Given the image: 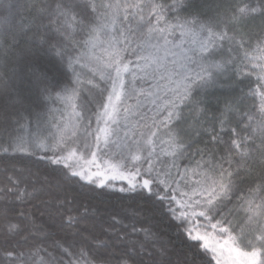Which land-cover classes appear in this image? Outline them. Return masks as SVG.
Here are the masks:
<instances>
[{"label": "snow or ice", "instance_id": "obj_1", "mask_svg": "<svg viewBox=\"0 0 264 264\" xmlns=\"http://www.w3.org/2000/svg\"><path fill=\"white\" fill-rule=\"evenodd\" d=\"M0 153L57 174L8 177L16 202L49 199L33 205L46 221L6 218L19 239L0 264H82L89 245L87 264H158L163 241L129 197L215 264H264V0H0ZM76 185L115 199H56ZM56 227L71 231L48 251Z\"/></svg>", "mask_w": 264, "mask_h": 264}, {"label": "trees", "instance_id": "obj_2", "mask_svg": "<svg viewBox=\"0 0 264 264\" xmlns=\"http://www.w3.org/2000/svg\"><path fill=\"white\" fill-rule=\"evenodd\" d=\"M166 2H170V0H166ZM119 27V25H117ZM155 43V40L152 41ZM177 44L180 43L179 40L176 41ZM163 54V53H162ZM251 79V88L257 89L256 84V76L252 75ZM249 82L245 80L244 85L241 87L244 90L248 91ZM228 93V89L224 87H216L214 89L209 90L207 102L215 106L217 104L218 99L223 98ZM252 100L249 99L246 103L248 105L252 104ZM255 102L259 104V96L255 97ZM50 107L58 108L61 107L57 104H51ZM14 154L5 155L0 153V190L5 187H10L8 177L12 176H21L28 177L27 169H31V171L40 170V175L43 177L45 174L50 176H56L57 174L52 171V167L48 164L47 161L40 160L36 157H32L29 160H25L23 162H19L17 159L12 158ZM25 169V171H16L13 169ZM29 180L33 179L32 177H28ZM21 187H24V184L21 183ZM68 198L75 197L73 200L72 207L82 210L84 206L92 208L93 206L100 205L101 202L113 201L115 198L113 197H105L99 196L97 197L94 193L89 192L86 189H81L79 185H76L73 190L68 192H61L56 199H63L65 196ZM49 199V196L46 192L38 193L31 201V204H20L15 201L12 196H5L2 191H0V248L11 247L19 237L7 236L3 230V225L6 222V218H10L13 215L24 211V212H32L37 217V223H41L47 220V215L45 214L43 220L40 219L42 212L45 211V206H41L40 209H36L33 205L37 204L40 201H46ZM55 201H53L54 203ZM133 207L146 209L145 212L142 213L143 224H137V227H151L153 232L159 234L161 240L164 244V251L161 255V249L159 245L156 246L157 251L155 254V259L158 264H215V261L211 259V256H205L199 249L197 244H194L192 241H189L187 237L180 231H178L176 225L169 220V218L159 211H151L149 209V204L146 201L139 199L138 197H129L127 200ZM117 203H119L117 201ZM231 207V206H230ZM6 209L8 210L6 212ZM53 212H59V209H50ZM72 214H75L73 212ZM15 222V221H14ZM26 223V222H25ZM59 223V216L57 217V224ZM107 227V225H104ZM29 230H30V226ZM52 235L47 239L43 240L42 246H47L48 251H53L51 245L58 240H61L66 236L70 229H60L59 227L50 229ZM23 235V233L21 234ZM135 237H133L134 239ZM7 241V242H6ZM26 247V246H25ZM79 247V246H78ZM116 251L117 255H119V250H111ZM43 255V253L41 254ZM67 259V258H65ZM99 259L97 256V249L93 245H89L88 248L85 249V255L82 258V264H87V262H92L94 260ZM113 264H116L115 259L113 258ZM223 264V263H222Z\"/></svg>", "mask_w": 264, "mask_h": 264}, {"label": "rangeland", "instance_id": "obj_3", "mask_svg": "<svg viewBox=\"0 0 264 264\" xmlns=\"http://www.w3.org/2000/svg\"><path fill=\"white\" fill-rule=\"evenodd\" d=\"M229 259V254L227 252H225L222 256H221V260L223 264H227V261Z\"/></svg>", "mask_w": 264, "mask_h": 264}]
</instances>
